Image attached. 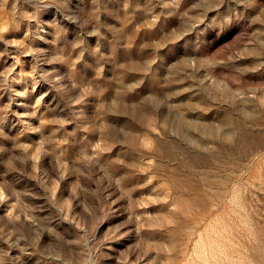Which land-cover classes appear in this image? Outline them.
<instances>
[{
  "label": "rangeland",
  "instance_id": "374dc122",
  "mask_svg": "<svg viewBox=\"0 0 264 264\" xmlns=\"http://www.w3.org/2000/svg\"><path fill=\"white\" fill-rule=\"evenodd\" d=\"M0 264H264V0H0Z\"/></svg>",
  "mask_w": 264,
  "mask_h": 264
}]
</instances>
